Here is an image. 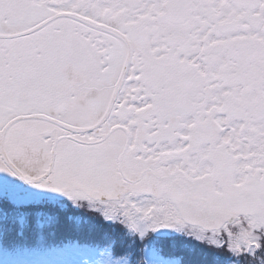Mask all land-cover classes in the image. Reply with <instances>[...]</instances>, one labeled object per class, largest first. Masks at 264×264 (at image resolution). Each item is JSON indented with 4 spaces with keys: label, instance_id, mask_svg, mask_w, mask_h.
<instances>
[{
    "label": "snow or ice",
    "instance_id": "obj_1",
    "mask_svg": "<svg viewBox=\"0 0 264 264\" xmlns=\"http://www.w3.org/2000/svg\"><path fill=\"white\" fill-rule=\"evenodd\" d=\"M0 264H264V0H0Z\"/></svg>",
    "mask_w": 264,
    "mask_h": 264
}]
</instances>
